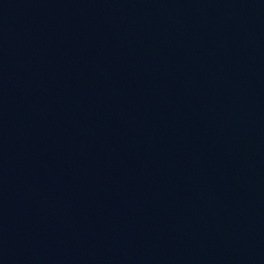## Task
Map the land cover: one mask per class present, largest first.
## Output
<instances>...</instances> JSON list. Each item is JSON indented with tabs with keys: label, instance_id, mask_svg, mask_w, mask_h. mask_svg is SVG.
<instances>
[{
	"label": "water",
	"instance_id": "obj_1",
	"mask_svg": "<svg viewBox=\"0 0 264 264\" xmlns=\"http://www.w3.org/2000/svg\"><path fill=\"white\" fill-rule=\"evenodd\" d=\"M0 264H264V0H0Z\"/></svg>",
	"mask_w": 264,
	"mask_h": 264
}]
</instances>
